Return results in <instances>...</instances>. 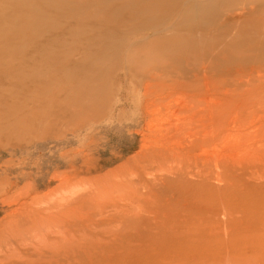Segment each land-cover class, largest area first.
Listing matches in <instances>:
<instances>
[{"label":"rangeland","instance_id":"1","mask_svg":"<svg viewBox=\"0 0 264 264\" xmlns=\"http://www.w3.org/2000/svg\"><path fill=\"white\" fill-rule=\"evenodd\" d=\"M0 264H264V0H0Z\"/></svg>","mask_w":264,"mask_h":264},{"label":"bare ground","instance_id":"2","mask_svg":"<svg viewBox=\"0 0 264 264\" xmlns=\"http://www.w3.org/2000/svg\"><path fill=\"white\" fill-rule=\"evenodd\" d=\"M191 244H193V243H191ZM195 244H196V243H194V246H193V245H192V246L195 247ZM186 245H187V244H186Z\"/></svg>","mask_w":264,"mask_h":264}]
</instances>
